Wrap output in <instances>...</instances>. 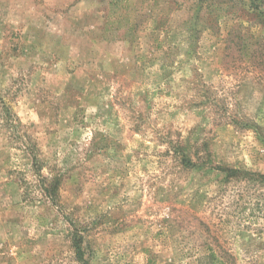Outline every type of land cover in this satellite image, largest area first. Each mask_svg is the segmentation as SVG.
Returning <instances> with one entry per match:
<instances>
[{
    "label": "rangeland",
    "instance_id": "1",
    "mask_svg": "<svg viewBox=\"0 0 264 264\" xmlns=\"http://www.w3.org/2000/svg\"><path fill=\"white\" fill-rule=\"evenodd\" d=\"M261 11L0 0V264H264Z\"/></svg>",
    "mask_w": 264,
    "mask_h": 264
},
{
    "label": "trees",
    "instance_id": "2",
    "mask_svg": "<svg viewBox=\"0 0 264 264\" xmlns=\"http://www.w3.org/2000/svg\"><path fill=\"white\" fill-rule=\"evenodd\" d=\"M259 0H251L252 4H257ZM261 7H258L257 9H260ZM262 14V17L264 18V12H260ZM176 148V154L180 155V158L182 159V162L184 164H190L191 160H188V155L184 151V149L181 146L175 147ZM193 165V164H192ZM232 171V170H230ZM42 177V192L44 196L52 202H56L58 200L59 191H60V183H61V177L62 174L60 172H57L53 174L50 177ZM73 238H72V245H73V252L76 256L77 261L79 264H90L89 260L87 259L86 255V249L84 247V231L80 228H75L73 230Z\"/></svg>",
    "mask_w": 264,
    "mask_h": 264
}]
</instances>
